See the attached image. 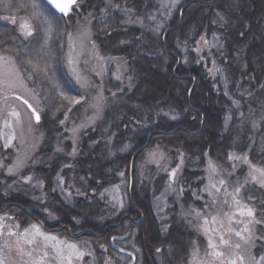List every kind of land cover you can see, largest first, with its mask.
Masks as SVG:
<instances>
[{"label":"rangeland","instance_id":"rangeland-1","mask_svg":"<svg viewBox=\"0 0 264 264\" xmlns=\"http://www.w3.org/2000/svg\"><path fill=\"white\" fill-rule=\"evenodd\" d=\"M87 1L81 0L79 2L77 12L73 16L71 15L72 17L68 22V28L59 30L55 26L56 31L54 32V34L59 31L63 33L61 43H59L62 55L60 62L64 66L62 71L70 78L67 67L64 64V58L69 51L68 36L71 34L75 46L74 54H80L78 56V67L82 75L86 76L90 82V86L86 89L76 84L77 87L75 90L77 91L79 89L78 91L83 94L85 106L74 113L75 117L66 115L67 118L63 119V114L52 115L47 101V97H49L47 94L48 91H46L47 85L43 84L42 78L29 72L26 73L27 78L24 74L25 71L13 55L2 54L11 57L14 62H3L5 70L11 73L10 79L14 83L9 87L0 89V130H2L4 136L11 134L15 138L6 147L4 138L0 137V187L8 192L21 193L30 199L32 201V207L39 209L44 219L51 226H55L60 225V217L57 213L52 212L51 209L59 206L58 200L70 206L74 211L84 206L90 213L93 212L95 214V219L94 217L92 219L93 222L107 223L116 220L122 212L127 210L129 204L128 190L132 189L134 180L138 186V191H143L144 189L149 191L148 193L151 196L149 200H151L153 213L156 218L162 223L170 222L171 217H176L179 221L182 220V224L185 226L186 232L189 235L188 238L190 241L186 240L187 246L184 252L182 251L183 253L181 251L179 253L167 251V256H164L161 255L164 253L158 252L160 254L157 257L158 264H192V252L194 248L198 247L200 253L199 258H204L207 250L208 236L200 228V225L203 223L202 219H197L194 213L190 214V209L202 210L205 202H210L211 197L204 191L210 179L213 183L218 184L219 180L224 178L229 185H234L237 181L243 184L247 177L248 183L244 184V187L241 188L240 197L242 198V203L247 204L255 210L257 219L264 218V214H262V210H264V187H261L257 182L252 181L248 177L249 166L243 160L229 159V156V162H227L221 161V159L214 160L209 157H201L198 159L197 165L189 170L192 173L190 183L193 186L191 191L194 187H198V192L194 193L193 191L191 195L189 194L187 200L185 198L183 200L179 185L182 182L183 176L187 173L184 169V171L182 170L181 165V159L183 160L184 157L183 155L181 156V152H177L179 155L171 154L160 143L156 142L149 145L153 134L151 133L149 135L151 136L150 140L148 136L146 143L142 146L143 149L140 148L132 155L130 165L140 155L139 153L143 151L142 160L136 164L134 175L132 173L128 176L124 171H119L115 174L112 172L111 176L108 179L106 178V186L99 189V193L93 195L92 198L85 196L84 190H88L86 189L87 183L84 182L82 184L75 176L77 175L75 173L77 170V158L82 153L80 146L85 142L87 144V153L91 152L98 144H100L101 148L106 146V151L110 159H113L117 155L131 153L133 147L132 143H130L131 139H123L118 146L115 145V141L117 135H119L118 129L121 127L120 109L123 101L127 100L126 98H131L134 94L137 83L136 75L133 72L134 70L132 71L127 61L122 57L105 54L100 50L96 42V33L94 30L98 13L100 12L99 14L101 16L107 15L106 19H111V16H119L116 19L119 21L120 19L122 20V30L126 32L132 30L138 31V40L147 47H152L153 44L158 43V39L160 38V41L162 40L163 50H165L167 49V43L165 41L167 34L164 33L174 22L178 21L180 7L188 0H179L174 6L172 5V0H142L138 4L130 2L129 0H92L90 3L91 7H88L89 4ZM220 2L225 7L222 11L216 12L215 19L218 20L214 23L226 24L227 19L224 18L223 14L227 13L230 16H233L234 13L238 14L242 7L240 4L241 0H221ZM12 3L18 5V9H16L18 11L14 13L18 22L21 18H30V9L21 7V0H13ZM12 3L6 0V4L11 7ZM220 16H223V20H220ZM31 22L35 26L36 21L32 20ZM85 28L90 30V34L78 38V34ZM213 31L205 35L204 33L206 31L198 32L196 29L190 30L186 34V31H183L182 28L184 34L178 31L173 38L171 47L181 56L180 61L184 64H188L192 55H196V62L206 66L210 78L215 82L216 89H221L222 92L230 94V83L227 79L224 80L221 74L219 75V68L215 65L216 63L210 62L207 59L211 55H209V52L211 53L213 50L219 49L221 44L220 38L216 34H213L219 31L216 29ZM201 37H204V39L202 40ZM214 37H217V39L215 40ZM205 40L208 41L207 44H205ZM246 42H251V40L246 39ZM93 43L96 45L95 49H93ZM213 44L216 46L212 47ZM167 51L165 50L166 53ZM158 54L160 55V53ZM15 69L19 70V76L16 75ZM97 73H100V75H97ZM117 77L120 78L117 79ZM129 77H131V81H129ZM130 83L131 86H129ZM100 92H102L104 97L102 115L94 122H90L89 118L95 113V109L91 105L96 102V97ZM113 93H115V96H113ZM130 94L132 96H129ZM17 97L27 100L37 110L40 115L39 123L36 122L27 105L20 99H17ZM245 100L247 101L246 107L235 106V110L226 116L225 129L226 131H238L239 144L244 141L243 145H239L243 152L235 149L232 154L241 157L246 156L252 164L251 153L247 148L255 144L253 141L254 133L257 134L262 131L264 113H260L259 110L264 112V109L258 107L254 109L258 113L253 112L249 116L247 113L253 111L252 108L254 107L248 102L250 99ZM12 111L19 113V122H17L16 118L9 115ZM159 113L160 116L166 117L167 119L170 118L165 113L176 115L178 117L176 120H170H179V116L174 111L161 110ZM241 113H243V116H241ZM158 115L154 111L153 124L158 122ZM228 117H231V119L229 120ZM5 121L10 122L11 129L4 126ZM61 121H64V123L61 124ZM253 122H256V128H253ZM249 123H251V126ZM82 124L86 125V127H79ZM131 127L133 128V126ZM77 128L79 130L74 135L73 129ZM101 128L104 129L103 133H106L104 136H99L102 133ZM131 130L136 131V129ZM199 130H202V127ZM147 143L148 145H146ZM58 148L62 150L58 151ZM73 148H75L74 156L72 155ZM153 152L156 153L154 158L150 156V153ZM161 152L163 153V159L160 158ZM86 158L88 159V157ZM177 159H179V162H177ZM18 161H22V165L10 174L7 169L15 166ZM209 161L216 166V173L211 172ZM89 162H92L91 157L89 158ZM93 167L91 166L88 169L96 172V168ZM256 167L264 168L261 164H257ZM130 169L133 170V164L132 167L130 166ZM173 169L176 170L175 178L170 176ZM68 170L71 173L64 174ZM120 173H123V176ZM27 177H32L31 181H28L26 179ZM61 178L63 179L62 185L59 183ZM117 185L119 186L118 192L115 191V186ZM62 189L65 191H62ZM77 190H79V194ZM93 190H95V187L90 192L93 193ZM228 191H232V188L229 187ZM67 193H71V196H68ZM223 193L224 189L221 188L219 197L221 200L227 199L229 205L225 206L218 202L215 208L210 207L208 209L213 215L216 214L217 210H221L220 217L225 219L224 227L220 228L221 232H225L228 226L227 219L223 216V213L226 211L235 212V207L231 206V197H225ZM114 196L119 197L123 203V207L119 206V203L113 199ZM197 197H203V199H198ZM81 198L84 199L85 203H80L79 205L78 201ZM16 206L19 207V205ZM10 207L11 205L0 208L3 211L0 212V218H2L0 219V231H2V234H0V249L3 250L2 258L5 264H32L38 258L39 250L32 251L31 257L18 251L19 248H23L26 253L35 247L34 245L26 243L27 239H33L32 233L29 232L27 237L23 235L24 230L30 229L34 224L39 226L43 233L54 235L60 240L76 244L79 250L85 252L82 258L77 259L74 257L72 264L131 263L132 260L130 258H125V255L117 251L120 248L121 250H125L127 255L134 253L135 263L132 261L134 264H142V251L136 245V239L138 237L136 235L135 237H131L128 232L130 227H126L128 230L125 229V231L119 232L121 234L118 233V239L114 237L115 246L112 248L109 245V240L106 241L105 238H102L106 235L104 232L108 227L103 233L88 231L91 232V236L95 237H83L75 240L70 234V232L73 234L70 228L67 233L64 230V233L62 231L47 232L34 221L29 224L28 220L22 221L15 219V215L12 216L7 211ZM21 209L22 213H25L30 218L32 217L33 213L31 211ZM235 219L247 223L250 218L247 216L241 217L237 214ZM232 226L236 229H241L244 224H236L234 221ZM63 227L68 229L67 226ZM215 227L217 226L209 224V228ZM249 228L252 229L253 235L248 244H245L244 241L239 240L234 235L231 237L232 243L239 242L242 248L247 249L244 253L245 264H248L249 255L255 256L257 259L261 255H264V240L258 239V237L264 236V224H250ZM9 233H15V235H9ZM83 235H87V232H83ZM245 235L248 234L245 233ZM226 238L228 237L226 236ZM35 239L37 244H39L41 238L35 237ZM214 264H220V261L217 260ZM225 264H227V260H225Z\"/></svg>","mask_w":264,"mask_h":264},{"label":"trees","instance_id":"trees-1","mask_svg":"<svg viewBox=\"0 0 264 264\" xmlns=\"http://www.w3.org/2000/svg\"><path fill=\"white\" fill-rule=\"evenodd\" d=\"M9 1L10 3L13 2V0ZM91 1H87L88 7H91ZM129 1L138 4V0ZM220 1H214L208 6L198 3L190 6L183 15L181 27L169 31L165 38L167 53L163 50L160 38L158 43L153 44L152 47H147L138 40V31L126 32L122 30V20L116 19L119 16H111V19H106L107 15L101 16L100 12L98 13L94 30L100 50L105 54L116 55L126 60L132 71L135 72L137 83L134 97L130 94L129 96L132 97L123 101L119 113L121 115V127H118L119 135L115 141V145L118 146L123 139H131L130 143L133 146L131 153H124L110 159L106 146L101 148L98 144L88 153L85 142L80 146L82 153L77 158V170L75 172L77 175L75 176L82 184L87 183L86 189L88 190H84L87 198H92L93 195L99 193V189L106 186V180L112 172L115 174L124 171L129 176L132 155L144 146L151 133L153 134L149 145L157 142L173 155H179L177 152L183 154L182 170L187 172L179 185L183 200L184 198L187 200L193 191L194 193L198 192V187H194L191 191L193 186L190 183L192 173L189 170L197 165L199 158L209 157L214 160L221 159V161L229 162L228 157L232 155L235 149L243 152L239 145H243L244 141L239 144L238 131H226L225 119L231 111L235 110L236 104L233 101H240L242 104L239 102V106L244 108L247 103L245 99H250L248 102L254 108L251 107L253 111L247 113L249 116L253 112L258 113L254 110L258 107L264 109V0H241L242 7L238 14L232 12L234 15L230 16L225 13L223 15L227 19V23L215 24L214 22L218 20L215 19L216 12L222 11L225 7ZM15 4L12 3L11 7V14L13 15L18 11L16 10L18 5ZM6 6H9L6 4V0H0V15L9 14L3 10ZM75 12H77V7L74 9ZM72 16L64 17L61 20L60 24L57 25L59 30L68 28V22ZM182 28L186 34L188 31L196 29L198 32L206 31L205 35L214 32V29L219 31L213 34L220 38V47L213 50L207 59L216 63L215 65L219 68V75L221 74L223 79H227L230 83V94L222 92L221 89H216L215 82L210 78L206 66L196 62V55H192L188 64L181 63V56L171 46L174 36L178 31L182 32ZM62 34L61 31L56 32L51 41L57 58L54 61L56 77L67 95L81 100L79 104L72 105L68 101H59L51 82L33 73L30 66L24 62L23 49L26 41L21 37L18 28L10 25L7 21H0V54L13 55L25 71V76L29 72L42 78L43 84L47 85L46 91H48L49 96L47 101L51 114H63L64 119L66 115L75 117L74 113L82 109L85 102L83 94L78 91L79 89L75 90L76 84H72L71 87L65 85V81L70 78L62 71L64 66L60 62L62 55L59 43H61ZM182 34L184 33L182 32ZM216 39L217 37H215ZM246 39H250L251 42H246ZM69 108L71 111H68ZM161 110L174 111L179 116V120L171 121L160 116ZM154 111L159 114V120L155 124H153ZM259 112L264 113L260 110ZM249 125L251 126V123ZM201 127L202 130L199 131ZM101 129L102 133L99 136H104L106 133H103V128ZM131 129H136V131ZM254 134L253 141L255 144L247 149L251 153L252 164L264 166V122L262 131ZM139 154L133 162V175L136 164L142 160L143 151ZM90 157L92 162H89ZM91 166L96 168V172L88 169ZM67 173L70 174L71 171L68 170L64 174L67 175ZM94 187L95 190L91 193L90 191ZM137 187L133 180L130 190L131 200L129 199L127 210L122 212L116 220L107 223L93 222L92 219L93 217L95 219V214L90 213L84 206L74 211L70 206L58 200L59 206L52 208L51 211L60 217V225L51 226L40 214L41 211L32 207L30 199L21 193L8 192L1 187L0 208L11 205L7 210L10 215H15V219L22 221L28 220L31 224L32 218L22 213V209L16 206L19 205L23 209L31 211L35 217L44 222L46 227L67 226L74 234L86 231L103 233L109 225L119 223L126 214H131L134 219L141 222L135 224L126 220V217L120 227L111 229L102 237L106 241L109 240L110 247L115 245L113 238H118L119 232L130 227L129 230H126L131 237H135V235L138 237L136 245L142 251V264H158L157 257L160 255L158 252L164 253L161 254L164 256H167V251L184 252L187 246L186 240H190L188 232L182 224L183 221L171 217L168 223L160 222L153 213L149 191L146 189L138 191ZM78 202L79 205L85 203L82 198ZM64 232L67 233V229ZM85 236L93 237L91 234ZM128 249L130 250L129 247ZM132 257L134 258V254L131 257L125 254V258L131 260Z\"/></svg>","mask_w":264,"mask_h":264},{"label":"snow or ice","instance_id":"snow-or-ice-1","mask_svg":"<svg viewBox=\"0 0 264 264\" xmlns=\"http://www.w3.org/2000/svg\"><path fill=\"white\" fill-rule=\"evenodd\" d=\"M178 2L179 0H172V5L174 6ZM20 6L30 9V18H21L18 22L16 16L11 14V6H6L3 10L9 14L0 15V21H7L11 25H16L20 35L23 37V40L26 41L23 49L25 57L24 62L30 66L33 73H36L43 79L51 82L52 87L55 89L57 97L59 98V101H68V103L72 105L81 103L80 99L67 95L64 88L58 82L56 77V64L54 63L57 58L54 54L53 45L51 43L53 34L56 31L55 26L59 25L61 20L69 15L73 6H76L77 8L79 7L78 0H21ZM219 18L220 20H223V16H220ZM32 20L36 21L35 26L31 22ZM89 34L90 30L85 28L78 34V38L88 36ZM68 39L69 51L64 58V64L67 67L70 79L65 81V85L67 87H71L72 84H77L81 88L86 89L90 86V82L86 76L82 75L78 67V56L80 54H74L75 46L71 34H69ZM201 39L203 40L204 37H201ZM204 42L205 44L208 43L206 40ZM215 46V44L212 45V47ZM95 48L96 45L93 43V49ZM210 54L211 53L209 52V55ZM5 61L13 62L11 57L0 54V89L9 87L14 83V81L10 79L11 73L5 70V65L3 63ZM15 72L16 75L19 76V70L15 69ZM97 75H100V73H97ZM119 78L120 77H117V79ZM128 79L131 81V77ZM129 86H131V83ZM113 96H115V93H113ZM17 99L21 98L17 97ZM23 103L27 105L29 109H31L35 120L38 122L40 120V115L36 109L33 108L27 100H24ZM103 103L104 97L102 92H100V94L96 97V102L91 105V107L95 109V113L89 118L90 122H94L102 115ZM233 103L239 107V102L233 101ZM68 111H71V108H69ZM9 115L16 118L17 122H19L18 112L12 111L9 113ZM165 115H168L172 120H176L178 118L176 115H171L170 113H165ZM241 116H243V113H241ZM65 118H67V116ZM228 119L230 120L231 117H228ZM60 123L63 124L64 121H61ZM4 126L11 129V124L9 121H5ZM79 127H86V125L82 124ZM256 127V122H253V128ZM78 130V128L73 129L74 135ZM12 132H14V130H12ZM0 137L4 138L6 147L10 145L12 139L15 138L14 135L11 134L4 136L2 130H0ZM57 150L61 151L62 149L58 148ZM72 155H75V148H73ZM155 155V152L150 153V156L153 158ZM182 155L183 154H181V156ZM160 158L163 159L162 152L160 153ZM229 159L243 160L245 163H247L249 166L248 177H250L252 181L257 182L261 187H264V168H258L255 165H252L246 156L241 157L232 154ZM181 163H183L182 159ZM21 165L22 161H18L15 166L9 167L7 171L11 174ZM209 167L212 173H216V166L212 164L211 161H209ZM233 167H235V165H233ZM120 175L123 176V173H120ZM229 175L231 174L229 173ZM170 176L175 178V169L171 171ZM26 179L31 181L32 177H27ZM59 183L61 185L63 184L62 178L60 179ZM246 183H248L247 177L245 178L243 184L237 181L234 185H229L226 179L221 178L218 184L213 183L210 179L209 184L205 186L204 191L207 192L211 197L210 202H205L204 208L202 210L190 209V214L194 213L197 219H202L203 223L200 225V228L208 236V244L203 259L199 258L200 253L198 247L194 248L192 252V264H214V262L217 260L220 261V264H225V260H227V264H245L244 253L247 251V249L242 248V245L239 242L232 243L231 237L234 235L235 237H238L239 240L244 241L245 244H248L253 235L252 229L249 228V225L264 224V218L257 219L255 210L249 207L247 204L242 203L240 192L241 188L244 187V184ZM229 187L232 188V191L230 192L228 191ZM221 188L224 189L223 195L225 197H231V206L235 207V212L226 211L223 213V216L227 219L228 225L225 232L220 231V228H223L225 225V219L220 217L221 210H217L215 215L208 211L210 207L215 208L218 202L225 206L229 205V201L227 199L221 200L219 197ZM62 191L65 190L62 189ZM115 191H119L118 185L115 186ZM77 192L79 194V190H77ZM67 195L71 196V193H67ZM197 198L203 199V197ZM113 199L119 203V206L123 207V203L118 196H114ZM237 214L241 217L247 216L250 219L247 223H244L242 220H236L235 218ZM262 214H264V210H262ZM234 221L236 224H244L243 228H234L232 226ZM209 224L216 225L217 227L209 228ZM29 232L32 233L33 239H27L26 243L29 245H34L35 247L26 253L24 252L23 248H19L18 251L31 257L32 251L39 250V256L32 262V264H72L74 257L79 259L85 255V252L79 250L76 244L60 240L54 235L45 234L40 230L39 226L35 224L32 225L30 229H25L23 235L27 237ZM245 233L248 235H245ZM0 234H2V231H0ZM9 235H15V233H9ZM226 236L228 238H226ZM35 237L41 238L39 244H37ZM258 239L264 240V236H260ZM157 251H160V249H157ZM2 252L3 250L0 249V264H5V261L2 258ZM248 264H264V255H261L259 259H257L255 256L249 255Z\"/></svg>","mask_w":264,"mask_h":264},{"label":"flooded vegetation","instance_id":"flooded-vegetation-1","mask_svg":"<svg viewBox=\"0 0 264 264\" xmlns=\"http://www.w3.org/2000/svg\"><path fill=\"white\" fill-rule=\"evenodd\" d=\"M141 1H142V0H138L137 2H138V3H141ZM212 2H214V1H213V0H194V1H192V0H188L186 3H184V4L180 7L179 15H178V21L174 22V23H173V24H172V25H171V26L165 31L164 34H168L170 30L179 29V28L181 27V25H182V20H183V14H184L185 10L188 9L190 6H194V5H196L197 3H198V4H203V5L208 6V5H211ZM193 4H194V5H193ZM186 5H188V6L186 7V9H184V11H182V9H183ZM181 11H182V14H181ZM181 18H182L181 23H180L179 26H177ZM174 28H175V29H174ZM20 98H21V97H20ZM172 180H173V179H172ZM19 208H20V206H19ZM21 208H22V207H21ZM21 208H20V209H21ZM0 212H3L2 209L0 210ZM125 217H127L126 220H129L130 222L135 223V224H138V223L141 222V221H139V220L134 219L133 215H131V214H126ZM32 220H34L35 223L39 224V225H40L43 229H45L47 232H55V230H56L55 228H48V227H46V225L44 224V222H43L42 220L38 219L37 217H35V219H32ZM67 231H69V230L67 229ZM72 237H74V236H72ZM114 246H115V245L113 244L111 247L113 248ZM120 249H121V248H120ZM120 249H117V251H118L120 254H126L124 251H122V250H120ZM128 256H129V255H128ZM130 257H131V255H130Z\"/></svg>","mask_w":264,"mask_h":264},{"label":"water","instance_id":"water-1","mask_svg":"<svg viewBox=\"0 0 264 264\" xmlns=\"http://www.w3.org/2000/svg\"><path fill=\"white\" fill-rule=\"evenodd\" d=\"M80 0H78V2H79ZM194 1V0H193ZM75 6H73L72 7V11L69 13V15L68 16H70V15H72V13H73V8H74ZM187 7V5L183 8V10L185 9ZM182 10V11H183ZM67 16V17H68ZM181 20H182V18L180 19V21H179V23H178V25L177 26H179L180 25V23H181ZM175 29V28H174ZM163 42H164V38H163ZM33 107V106H32ZM34 108V107H33ZM31 110V109H30ZM37 111V110H36ZM37 122V121H36ZM40 122V120L38 121V123ZM174 131V130H173ZM200 131V130H199ZM150 137L151 136H149V140H150ZM149 140H148V143H149ZM148 143L146 144V145H148ZM143 149V148H142ZM135 157V156H134ZM132 162H133V160H132ZM133 164V163H132ZM132 164H131V167H132ZM130 172H132V169H130ZM31 215V214H30ZM124 221V218H123V220L120 222V223H118V224H115V225H113V226H110V227H108L106 230H105V232H104V234L105 233H107L108 231H109V229H111L112 227H119L121 224H122V222ZM63 229H65V227H61V228H58V229H56L55 231H62ZM90 234L91 232H87V234ZM70 234H71V236H73V234L70 232ZM131 264H134V263H131Z\"/></svg>","mask_w":264,"mask_h":264},{"label":"bare ground","instance_id":"bare-ground-1","mask_svg":"<svg viewBox=\"0 0 264 264\" xmlns=\"http://www.w3.org/2000/svg\"><path fill=\"white\" fill-rule=\"evenodd\" d=\"M132 185V184H131ZM128 193H129V191H128ZM32 219H35V216L32 214V217H31ZM39 219V218H38ZM34 221V220H33ZM139 224V223H138ZM110 226V225H109ZM108 226V227H109ZM86 232H88V231H86ZM73 235H74V239L76 240V239H79V238H83V237H86L85 235H83V233H79V234H74L73 233ZM93 237H95V236H93ZM132 254V253H131ZM134 254V253H133Z\"/></svg>","mask_w":264,"mask_h":264}]
</instances>
